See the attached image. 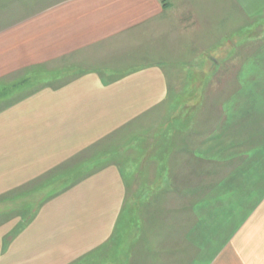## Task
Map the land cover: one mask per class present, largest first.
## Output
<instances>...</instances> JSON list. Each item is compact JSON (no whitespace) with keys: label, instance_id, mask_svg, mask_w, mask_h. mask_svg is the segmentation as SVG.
Returning a JSON list of instances; mask_svg holds the SVG:
<instances>
[{"label":"crops","instance_id":"0c3cea01","mask_svg":"<svg viewBox=\"0 0 264 264\" xmlns=\"http://www.w3.org/2000/svg\"><path fill=\"white\" fill-rule=\"evenodd\" d=\"M230 12L260 22L264 0H0V264H264V26L214 49L252 48L188 123L164 116L161 64L139 62L164 27L191 57ZM148 124L126 181L121 151H94Z\"/></svg>","mask_w":264,"mask_h":264},{"label":"rangeland","instance_id":"374dc122","mask_svg":"<svg viewBox=\"0 0 264 264\" xmlns=\"http://www.w3.org/2000/svg\"><path fill=\"white\" fill-rule=\"evenodd\" d=\"M232 11L231 9H229ZM233 12V11H232ZM229 19V26L226 28L227 31H224L222 35H212V37H208L209 41L206 43H201V41H198L197 47L198 49H189L186 53L189 52V56L187 58H181L177 59L174 57L175 53L167 51V35L165 34L167 31H169L168 28L164 27L161 31V38L156 40L155 44L153 45L155 47V51H152L154 54L151 57L142 58L139 60V62L147 60L149 62H158L161 64V67L165 70L167 78H168V84L169 89L171 93L173 92V96L168 99V106L169 109L167 110L166 114L164 115L166 118L169 115V110L173 111L179 108L174 116L177 118H180L182 121L185 120V123L189 121L187 118L188 116H184L186 111H189L188 107L192 106H199L202 104L201 107L206 105L207 102L213 104L214 106L219 105L221 102V98L219 96H222L224 92L230 90L231 84L233 81V75L237 70L238 65H236L237 59L247 56L249 52H251L250 48L251 46L241 47L238 50H214L217 46H221L222 44L225 45V39L229 42L233 41H250L253 34H250L249 27L256 25H262L264 26V20L261 19L260 22L258 21H241V19H235V23L232 24V15L230 12ZM234 19V18H233ZM221 40V41H220ZM202 45V48L199 49V45ZM211 45V46H210ZM210 46L209 49H207ZM153 47V49H154ZM213 48V49H211ZM152 49V50H153ZM165 55L164 59L157 56V53ZM234 55H231L232 52H235ZM191 54V55H190ZM167 56V57H166ZM194 57V58H193ZM227 59L226 61H230L227 63H224L222 59ZM205 58V59H204ZM207 58V59H206ZM210 58L216 61L218 65L212 66V62H210ZM222 61V62H221ZM169 63V65H168ZM134 65V63H132ZM185 64V65H184ZM35 71V70H34ZM33 71V72H34ZM37 72V71H36ZM35 73V72H34ZM195 96H192V98H188V95L191 93L193 94L196 92ZM202 91L203 94L199 95V92ZM201 93V92H200ZM178 94L181 95L182 98L175 97ZM208 96H207V95ZM212 94L218 96V98H211ZM175 95V96H174ZM203 96V97H202ZM215 96V97H216ZM224 98V97H223ZM215 110H213L214 112ZM184 118V119H183ZM161 120H167V119H161ZM160 122V121H158ZM157 122V123H158ZM156 124V123H155ZM155 124H148L142 129H139L137 131H128L126 129H123L112 136L106 138L103 140L97 147L98 150H95L94 152H97L98 156H106V159L110 158L108 162H116V160H113L115 155V152L121 151L120 153L122 156L117 159L121 170L126 177V181H129V175L126 173V166H125V159L127 156H132L133 151L131 152V148L133 146H137L138 150H135L134 153H138L134 157H138L140 155V144L139 142H146V140H149L152 136L157 135V126H154ZM148 143H145V145ZM128 150V151H126ZM106 162V161H105ZM140 180H144L141 178H138V182L140 183ZM145 181V180H144ZM129 224V222H128ZM121 243H123L124 235L126 236L131 231L128 229L126 224V219H123L121 223ZM112 252V255H114L113 250H110V253ZM109 259V258H108ZM88 261L87 259L80 261L78 264H84ZM77 264V263H76Z\"/></svg>","mask_w":264,"mask_h":264}]
</instances>
